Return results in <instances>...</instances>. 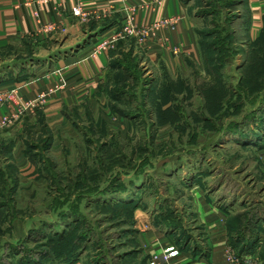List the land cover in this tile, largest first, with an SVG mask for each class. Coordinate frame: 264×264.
Segmentation results:
<instances>
[{
    "label": "rangeland",
    "instance_id": "374dc122",
    "mask_svg": "<svg viewBox=\"0 0 264 264\" xmlns=\"http://www.w3.org/2000/svg\"><path fill=\"white\" fill-rule=\"evenodd\" d=\"M182 2L200 61L174 72L137 33L123 35L98 102L26 127L17 143L0 135V264H144L142 251L130 254L132 231L149 222L186 238L200 190L236 228V216L258 211L251 254L264 264V34L248 39L247 0ZM105 24L76 44L30 38L0 49V83L29 80L85 41L95 48Z\"/></svg>",
    "mask_w": 264,
    "mask_h": 264
},
{
    "label": "crops",
    "instance_id": "0c3cea01",
    "mask_svg": "<svg viewBox=\"0 0 264 264\" xmlns=\"http://www.w3.org/2000/svg\"><path fill=\"white\" fill-rule=\"evenodd\" d=\"M80 1L87 11L99 13L100 17L83 19L75 12ZM247 7L246 35L254 41L264 28V0H247ZM127 14L134 16L138 27L148 31L146 40L141 33L137 36L139 42L147 46V55L152 60L160 59L174 72L183 69L188 60L195 63L201 60L194 23L182 0H51L46 4L37 0H0V49L22 45L30 38L42 42L60 39L80 43L96 25L111 21L104 31V37H107ZM164 19H172V24L155 27ZM82 46L75 54L58 59L50 69L42 68L29 80L0 84V95L11 91L17 93L16 97L0 104V114L29 103L24 119L0 129V135L14 133L17 143L27 126L38 124L40 114L45 116L48 125H52L67 117L65 111L69 108L99 101L101 86L110 74L114 57L112 48L115 47L94 53V42L85 41ZM176 49L178 53H175ZM187 212L194 223L188 231L190 238L186 246L177 240L181 233L179 229L153 223L147 228L137 227V250L147 258L144 264H227L229 214L208 200L202 190L195 192ZM164 254L168 255V262H164ZM153 255H159L160 260L153 261Z\"/></svg>",
    "mask_w": 264,
    "mask_h": 264
},
{
    "label": "built area",
    "instance_id": "2783aa9c",
    "mask_svg": "<svg viewBox=\"0 0 264 264\" xmlns=\"http://www.w3.org/2000/svg\"><path fill=\"white\" fill-rule=\"evenodd\" d=\"M51 0H37L40 4H46L50 2ZM75 12L79 14L83 19H88L90 17L99 18V13H91L85 9V5L82 1L78 2L76 4ZM128 20L126 26L123 27V29L120 30H114L113 33L107 37H104V39L101 41L100 44H98L95 49L94 53H98L100 50L109 49L114 47L117 40H119L123 35L129 34V33H141L142 35H145L143 40H146L147 37L146 33L148 31H137L138 26L135 25V22L133 20V15L128 14ZM172 24V19H164L161 22L157 23L155 27H161V26H169ZM152 31V30H151ZM150 35V33H149ZM175 53H178V49L174 50ZM17 93L16 91H11L9 94H4L3 96L0 95V104L4 103L5 101H9L12 98L16 97ZM29 106V103H26L25 105H22L20 108H13L9 110L8 112L4 114H0V129H4L7 127H11L16 123L21 122L24 119L25 111L27 107ZM147 221L145 222L146 226ZM148 227L149 222L147 223ZM153 261L158 262L160 260L159 255H153L152 256ZM225 259L227 264H260V257L257 254H251V255H245L240 256L236 249L229 245L226 252H225ZM164 262H168L169 257L168 255H163Z\"/></svg>",
    "mask_w": 264,
    "mask_h": 264
},
{
    "label": "trees",
    "instance_id": "16d2710c",
    "mask_svg": "<svg viewBox=\"0 0 264 264\" xmlns=\"http://www.w3.org/2000/svg\"><path fill=\"white\" fill-rule=\"evenodd\" d=\"M106 24H105V27L106 26H109L112 22H109V21H107V22H105ZM104 27V28H105ZM264 29V28H263ZM263 30H262V34H261V36L257 39V41L258 40H260V39H262L263 38ZM252 41V40H251ZM252 42H256V40H254V41H252ZM112 53H113V51H112ZM116 63L115 62H111V70H110V73H111V71H112V69L113 68H116ZM110 75V74H109ZM109 77V76H108ZM1 83H6V82H1ZM0 83V84H1ZM65 113H66V111H65ZM38 121H39V123L40 124H43L44 125V127H48L49 125L47 124V122H46V118H45V116L43 115V114H40L39 115V117H38ZM30 126V125H29ZM28 127V126H27ZM33 127V126H32ZM254 141H257V138L256 137H254V139H253V142ZM191 185H192V183H191ZM253 212L255 213V214H253L249 219H246V217H244V214H239V217H237L236 216V218L240 221V224H238V225H240L239 226V228H236L237 226L235 225V222H233V216H231V215H229V220H228V226H229V231H230V242L231 243H235V247H236V249H237V251H238V254L240 255V256H245L246 254H251V253H253V252H255L256 251V249H257V245H258V243L260 242V235L258 234V232H256V231H254V230H252V228H254L253 227V223H256V222H259L260 220H261V217H260V215L258 214V211H254L253 210ZM235 218V219H236ZM244 218H245V220H244ZM235 221V220H234ZM253 224V225H252ZM157 225V224H156ZM159 226V225H158ZM180 228L182 227V225H178ZM177 227V226H176ZM176 227H174L173 229H176V230H178ZM132 232H134L135 233V237H134V239H135V242H136V246H138V242L136 241L137 239V234H138V230H134V231H132ZM183 234H184V232H182V233H180V235L178 236V238H177V240L178 239H180V241L179 242H182V245L184 246H186V242L189 240V238H190V234L189 233H187V236H186V238L184 237L183 238ZM81 239V238H80ZM79 241L80 240H78V244L77 243H75L76 245L75 246H77V245H79ZM178 242V243H179ZM242 243V244H241ZM86 245H88V244H86ZM86 247V246H85ZM138 250H136V249H134L132 252H130V254H132V253H135V252H137ZM119 256H117V258H118ZM79 259H81V254L79 255V257H78V260ZM73 261L74 260H70V261H68L67 262V264H74L73 263ZM76 262V261H75ZM109 264H117V262H111V260H109Z\"/></svg>",
    "mask_w": 264,
    "mask_h": 264
}]
</instances>
